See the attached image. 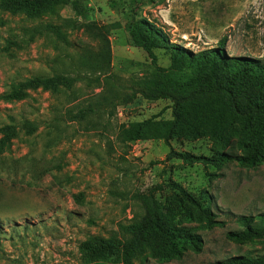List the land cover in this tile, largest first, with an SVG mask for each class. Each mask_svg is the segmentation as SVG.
I'll use <instances>...</instances> for the list:
<instances>
[{
    "label": "rangeland",
    "instance_id": "obj_1",
    "mask_svg": "<svg viewBox=\"0 0 264 264\" xmlns=\"http://www.w3.org/2000/svg\"><path fill=\"white\" fill-rule=\"evenodd\" d=\"M84 15L71 3L55 13L30 18L0 9V127L15 124L17 134L0 153V264H88L82 244L94 238H123L121 226L145 214L142 195L193 212L179 219L197 227L203 250L186 251L174 260L141 253L134 264H211L234 256L264 254V238L240 242L228 232L240 230L241 215L264 214V164L243 168L237 161L220 168L181 159L167 160L170 146L163 139L145 137L123 141L122 125L152 116L172 118L171 99L148 100L138 96L120 103L110 117L108 108L94 104L107 86L77 81L70 89L28 90L24 99L1 96L14 83L35 75L68 72L91 75L79 68L80 55L98 42L83 30L67 29V40L34 27L65 19L118 22L110 39L115 85L130 91L132 79L150 80L155 71L146 51L136 46L130 29L146 18L169 39L199 52L219 45L226 37L230 56L264 61V0H81ZM36 35V36H35ZM34 36V37H33ZM158 63L170 65V50L155 49ZM91 104L96 112L85 120L71 115ZM2 134H0V138ZM238 128L227 131L223 144L203 133L172 140L178 151L212 156L217 152L243 154ZM173 182L210 206L219 223L202 227L201 210L171 187Z\"/></svg>",
    "mask_w": 264,
    "mask_h": 264
},
{
    "label": "trees",
    "instance_id": "obj_2",
    "mask_svg": "<svg viewBox=\"0 0 264 264\" xmlns=\"http://www.w3.org/2000/svg\"><path fill=\"white\" fill-rule=\"evenodd\" d=\"M71 3L79 16L84 15L81 0H0V9L14 14L24 13L30 18H40L55 13L62 4ZM118 22L100 24L95 20L65 19L64 23L47 22L34 27L35 32L46 31L68 42V27L83 30L98 42L96 48H87L80 55L79 68L91 75H71L58 72L52 75L39 74L14 83L1 98L9 101L24 99L28 90L70 89L81 79L88 83L107 86L106 94L94 104L108 108L110 117L115 108L124 101L142 96L148 100L171 99L172 118L157 119L156 116L122 125L120 136L123 141H136L145 137L160 138L171 150L166 159H181L194 164L203 163L220 168L225 162L237 161L243 168H258L264 164V61L250 56H230L225 50L226 37L219 45L195 52L185 46L169 42L164 33L146 18L134 20L130 34L133 43L143 48L155 68L150 80L132 79L130 91L125 94L115 85L116 75L112 73V43L110 32ZM36 36V35H35ZM34 37V36H33ZM167 47L170 50V65L158 63L155 49ZM91 104L71 115V120L83 121L96 112ZM230 128H238V146L243 154L217 152L212 156L178 151L172 140L181 137H198L208 134L220 144L226 139ZM0 153L6 141L17 134L15 124L0 127ZM190 203L201 210L200 228L212 227L219 222L212 217L210 206L203 201L210 199L203 193L196 198L183 186L173 182ZM145 214L132 222L122 225L123 238L85 241L81 249L88 264H134L137 255L150 251L155 257L165 260L181 258L186 251L200 253L204 242L197 227L184 224L180 215L189 221L196 218L193 212L177 209L170 203L160 202L153 194L142 195ZM241 229L228 232L230 239L240 242L264 238V214L241 215L237 218ZM211 264H264V254L234 256Z\"/></svg>",
    "mask_w": 264,
    "mask_h": 264
}]
</instances>
